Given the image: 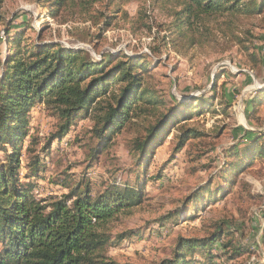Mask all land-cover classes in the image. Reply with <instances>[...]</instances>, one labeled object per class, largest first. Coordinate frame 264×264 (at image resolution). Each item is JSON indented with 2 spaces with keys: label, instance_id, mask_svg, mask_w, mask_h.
<instances>
[{
  "label": "trees",
  "instance_id": "obj_1",
  "mask_svg": "<svg viewBox=\"0 0 264 264\" xmlns=\"http://www.w3.org/2000/svg\"><path fill=\"white\" fill-rule=\"evenodd\" d=\"M44 1L51 17L76 5L87 11L96 3V0ZM4 2L0 0V9ZM153 4L171 19L170 30L187 29L192 34L200 31V37L209 32L212 20L225 17L231 25L239 16H261L264 11V0H153ZM107 6L109 3L105 10ZM97 13L104 16V27L108 28L115 16H106L99 10ZM139 15L140 20L148 18L145 9ZM2 21L0 14V24ZM4 26L7 54L0 72V264H117L107 255V248L140 237L141 231L128 230L112 237L108 225L117 215L128 214L143 204L147 179L142 175L155 147L168 137V146H173L169 161L174 159L190 140L204 136L184 121L208 110L216 113L210 108L214 102L222 111L228 104L215 96L214 87L207 98L201 95L174 103L145 136L138 134L132 139L129 150L133 168L127 169L126 175L134 177L133 180L117 181L118 170H106L110 180L104 181L103 190L97 192L85 176L88 169L111 146L113 136L145 122L148 111H157L159 101H153L154 94L144 75L146 56L110 52L94 60L82 49L44 42L40 34L25 43L21 31L11 33L12 22H5ZM185 34L179 33L178 38ZM152 53L158 55L160 49L153 48ZM259 101L264 102V90L252 100V109ZM35 106H42L44 113L56 121L48 136L28 133L29 112ZM86 119L91 122L87 132L93 146L86 144L88 164L80 180L72 182L65 172L62 180L51 178V184L67 192L37 200L32 194L37 185L31 180L48 172L46 161L54 145ZM169 127H174L172 132H168ZM259 135L264 137L245 131L241 136L245 143L227 151L219 170L221 183L212 191L217 183L213 180L192 195V201L201 203L195 212L208 208L205 201L224 197L234 181L232 178L264 154V148L258 144ZM74 139L79 141L77 137ZM24 140L27 143L23 147ZM161 173L159 170L152 181L161 177ZM185 213L179 209L169 212L158 223L163 226ZM229 226L226 222H214L201 238L180 237L172 257L158 264H202L195 259L198 256L205 261L203 264H216L214 260L220 258L213 252L216 244L221 256L233 260L244 250L235 243ZM262 238L264 241V233Z\"/></svg>",
  "mask_w": 264,
  "mask_h": 264
},
{
  "label": "rangeland",
  "instance_id": "obj_2",
  "mask_svg": "<svg viewBox=\"0 0 264 264\" xmlns=\"http://www.w3.org/2000/svg\"><path fill=\"white\" fill-rule=\"evenodd\" d=\"M47 5L44 0H5L0 9L3 20L0 72L7 54L4 23L12 22L11 33L21 31L25 43L40 34L44 42L82 49L94 60L110 52L145 55L146 82L154 94L153 101H159L157 111H148L145 122L113 136L111 146L88 169L85 176L94 185L93 190H103L101 184L110 180L106 170L117 169V181L133 180L134 177L126 175V170L133 168L129 150L132 139L138 134L145 136L177 101L201 95L207 98L214 87L215 96L228 104L222 111L214 102L210 108L216 113L208 110L184 121L204 136L190 140L174 159L169 161L173 146H168V137L155 147L142 175L147 179L143 204L128 214L117 215L108 225L112 237L139 229L140 237L110 245L106 250L109 258L117 264H158L172 257L180 237L201 238L212 223L226 222L235 243L244 251L229 261L221 256L220 246L216 244L213 252L220 258L214 262L264 264V154L232 178L234 181L224 197L205 201L208 207L205 210L195 212L201 203L192 201L199 187L216 180L213 191L221 183L219 170L224 157L233 146L245 143L241 137L245 131L264 134V102L259 101L253 109L251 106L254 97L264 90V11L261 16H239L231 25L226 23L225 17L212 20L209 32L200 37V31L192 34L187 29L170 30L171 19L154 6L153 0H96L87 11L76 5L58 11L55 17L49 15ZM142 9L146 10L148 18L140 20ZM97 10L106 16H115L108 28L104 27V16H99ZM181 32L186 34L178 38ZM189 38L196 43L192 44ZM156 47L160 49L158 55L152 53ZM28 118L29 134L45 137L55 129L56 121L44 113L42 106L32 108ZM90 124L88 119L79 121L66 138L54 145L46 161L48 172L31 180L37 185L32 193L34 198L66 193V189L49 181L51 178L62 180L64 172L72 182L80 180L88 164L86 144L93 146L87 132ZM172 128L169 127L168 132H172ZM261 136L258 144L264 148ZM26 143L24 140L23 147ZM159 170L161 177L152 181ZM178 209L186 215L159 225L160 217ZM191 214L193 217L188 220ZM195 259L202 264L205 262L199 256Z\"/></svg>",
  "mask_w": 264,
  "mask_h": 264
}]
</instances>
